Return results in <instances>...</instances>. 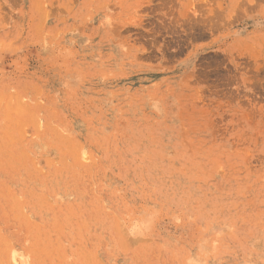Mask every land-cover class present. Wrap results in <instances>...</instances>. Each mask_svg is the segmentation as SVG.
I'll return each instance as SVG.
<instances>
[{"label":"rangeland","instance_id":"obj_1","mask_svg":"<svg viewBox=\"0 0 264 264\" xmlns=\"http://www.w3.org/2000/svg\"><path fill=\"white\" fill-rule=\"evenodd\" d=\"M10 253L264 264V0H0Z\"/></svg>","mask_w":264,"mask_h":264},{"label":"bare ground","instance_id":"obj_2","mask_svg":"<svg viewBox=\"0 0 264 264\" xmlns=\"http://www.w3.org/2000/svg\"><path fill=\"white\" fill-rule=\"evenodd\" d=\"M7 256H8V254H7ZM7 259H8V257H7ZM8 263H10V264H22L23 262H22L21 258L17 257V255L15 253H10Z\"/></svg>","mask_w":264,"mask_h":264}]
</instances>
